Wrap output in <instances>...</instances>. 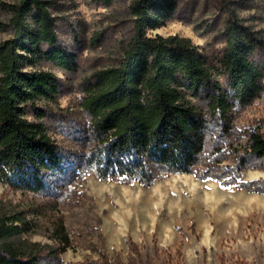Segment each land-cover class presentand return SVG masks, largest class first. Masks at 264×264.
I'll use <instances>...</instances> for the list:
<instances>
[{
	"label": "rangeland",
	"instance_id": "1",
	"mask_svg": "<svg viewBox=\"0 0 264 264\" xmlns=\"http://www.w3.org/2000/svg\"><path fill=\"white\" fill-rule=\"evenodd\" d=\"M48 1L58 44L75 55L74 68L27 59L24 69L50 71L59 91L26 104L25 115L47 124L72 169L38 194L0 184V214L24 218L14 238L39 242L42 264H264V158L247 149L249 133L264 129V89L250 103L235 104L229 121L206 112L196 173L163 174L151 184L98 179L83 160L94 145L85 87L96 71L120 64L134 32V0ZM172 1L171 16L148 33L187 37L213 64L225 47L231 14L264 39V0ZM17 2L0 0V43L13 34L11 8ZM187 98L209 110L203 96ZM58 224L68 245L55 237Z\"/></svg>",
	"mask_w": 264,
	"mask_h": 264
},
{
	"label": "trees",
	"instance_id": "2",
	"mask_svg": "<svg viewBox=\"0 0 264 264\" xmlns=\"http://www.w3.org/2000/svg\"><path fill=\"white\" fill-rule=\"evenodd\" d=\"M11 9L13 34L0 43V184L38 194L52 189L57 177L69 176L72 162L47 124L25 115L29 102L55 97L59 82L50 71H27L24 65L43 59L71 70L75 55L58 44L48 0H19ZM172 10V0H134V32L120 64L96 71L85 87L94 145L83 160L98 179L151 184L163 174L196 173L206 112L229 121L235 104L250 103L264 89V39L256 31L231 14L225 47L213 64L187 37L148 33ZM188 95L203 96L209 110H200ZM247 149L264 158V129L249 133ZM18 221L24 222L20 214H0V264H42L39 242L14 238L22 230ZM54 233L68 245L63 224Z\"/></svg>",
	"mask_w": 264,
	"mask_h": 264
}]
</instances>
